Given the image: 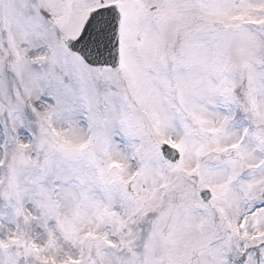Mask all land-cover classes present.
<instances>
[{"label": "snow or ice", "instance_id": "obj_1", "mask_svg": "<svg viewBox=\"0 0 264 264\" xmlns=\"http://www.w3.org/2000/svg\"><path fill=\"white\" fill-rule=\"evenodd\" d=\"M0 264H264V0H0Z\"/></svg>", "mask_w": 264, "mask_h": 264}]
</instances>
